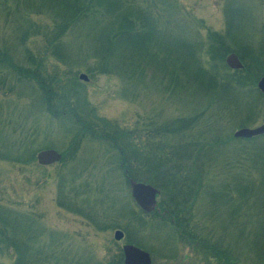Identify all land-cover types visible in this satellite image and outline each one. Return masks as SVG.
Masks as SVG:
<instances>
[{
    "label": "rangeland",
    "instance_id": "rangeland-1",
    "mask_svg": "<svg viewBox=\"0 0 264 264\" xmlns=\"http://www.w3.org/2000/svg\"><path fill=\"white\" fill-rule=\"evenodd\" d=\"M97 1L80 14L77 0H0V263L123 264L115 230L130 224L157 255L171 224L147 213L141 223L133 178L158 189L161 207L181 203L180 218L196 187L230 257L264 264V136H234L264 123V0H119V11ZM127 12L152 28L156 59L131 61L135 42L133 55L126 41L107 51ZM231 52L249 72H231ZM213 73L229 84L220 93ZM46 148L62 159L41 164Z\"/></svg>",
    "mask_w": 264,
    "mask_h": 264
},
{
    "label": "flooded vegetation",
    "instance_id": "flooded-vegetation-1",
    "mask_svg": "<svg viewBox=\"0 0 264 264\" xmlns=\"http://www.w3.org/2000/svg\"><path fill=\"white\" fill-rule=\"evenodd\" d=\"M190 188L191 187H189V190ZM195 188L196 187H192L191 193L190 195H188L190 206L188 208L189 213L187 214V218H180L183 213L181 215L179 212L185 209L180 206L181 203L178 204L179 209H177V205H175L174 209L169 208L170 206L164 208L161 207L158 200L155 209L148 212L146 209L142 208L133 197L134 202L137 204L136 206H138L141 213L139 218L141 223H144L148 220L146 218L148 216L147 214H155L157 216V218H155V221L159 219L160 222H164L168 225L170 222L172 228L171 234L174 236V238L166 244L163 243L162 239H156L155 244L158 247L162 246V248H160L157 253L155 252V254L157 255L154 256L152 254V251L150 252L149 249L134 243L135 240L136 242L138 240L132 237L129 232L131 224L127 226L126 230L116 229L115 234L117 230H121L123 232V236L122 238L118 239L115 235V238L117 240L126 239V242L123 245V264H127V255L125 252L126 245H134L147 252L149 254L150 260L147 262V259H144V262L146 264H165V261H163V259L170 261V264H183V261L186 257L191 258L189 261L190 264H240V262L237 260V257L235 259H233L232 256L230 257L229 249L226 245V237L222 239L221 233L219 238L215 239L212 236V228L207 223V212L204 211V209L202 210V208L200 207L201 204L196 205L200 200V196L192 191V189ZM180 189L185 190V187L180 186ZM160 194L157 197H159ZM180 200V198L177 199V201ZM164 215H168L169 217L165 218ZM200 227H203V229L200 230ZM228 242L229 241L227 240V243ZM163 246L166 247L165 250H163ZM236 252H238V250H236ZM176 260H178V262H176Z\"/></svg>",
    "mask_w": 264,
    "mask_h": 264
},
{
    "label": "trees",
    "instance_id": "trees-1",
    "mask_svg": "<svg viewBox=\"0 0 264 264\" xmlns=\"http://www.w3.org/2000/svg\"><path fill=\"white\" fill-rule=\"evenodd\" d=\"M68 1H70V0H68ZM77 1L79 2L78 10L80 11L79 12L80 14H82V10L84 9V7H86L90 3L94 2V0H89V2H88V0H77ZM98 1L97 2L100 3V4H106L109 7V10L110 9H114V10L119 11V6H118L119 5V2H118L119 0H98ZM128 16L130 17V14L127 12L126 15H125L126 19H128ZM131 20H132V17H130V21H128V22L130 23V22L133 21V20L132 21ZM151 30H152V28L148 27V26H141V27L136 28V26H134L133 22H132V24H129V26H122V23H121L119 28H113L112 30L110 29V31L107 33V38L109 39V43H110L109 47H107V51L111 52L117 46L116 44H118L119 41H123V42L126 41V44H127L126 46L130 50V53L132 55L135 54V52H137V51L139 52V54H136L137 56H131L130 57L131 61H136L139 58L140 59L149 58V59L154 60V59L157 58V56H156L155 53H150L149 45H148V44L154 42L153 41L154 35L151 32ZM134 42L135 43H140V45L138 44V49L135 52L132 53L131 52V51H133L132 47H134V46H129V44H132ZM171 49H174V47L170 46L169 49H166V50H169L168 53H167V51H165V54H167L168 57L163 59L164 62L161 63V66L164 67L165 64L167 63V61L170 59V57H171L170 54H172V52H173V50H171ZM180 58H182V57H180ZM178 60H179V58H178ZM181 60H179V61H181ZM183 63L181 62V66H180L179 69L170 68L171 77L175 78V77L179 76L178 73H180L181 70L183 69ZM189 64L192 65L190 61L186 62V66H188ZM216 67H217V65H216ZM164 68L167 69L166 67H164ZM228 69H230V68H228ZM175 71H177V73H175ZM234 71H236L238 73H244L245 72V74H246V72H249L246 69V65H245L244 69L231 70V72H234ZM211 75H213V77H211L212 81H213L212 82L213 83V91L218 89L219 93H220V91H221L220 89L229 86L228 83L224 82V80H223L224 77L223 76L218 75V73H213ZM173 82H174V79H173L172 83ZM233 86L234 87H238V89H240L239 92H235L239 96H246L248 92H253V91L259 92L256 89V87L255 88H251V86H249V85H247L245 87H242L240 85H233ZM45 90L47 91V94L45 95V100L49 103V98H48L49 89L45 88ZM259 93H261V92H259ZM89 129H90V127H89ZM90 131L93 132L91 129H90ZM263 136L264 135L258 136V137H254V138H250V139H257V138H260V137L262 138ZM250 139H248V140H250ZM35 154L36 153H34V157H36ZM21 256L23 257V255H21ZM0 264H4V263H0Z\"/></svg>",
    "mask_w": 264,
    "mask_h": 264
},
{
    "label": "water",
    "instance_id": "water-1",
    "mask_svg": "<svg viewBox=\"0 0 264 264\" xmlns=\"http://www.w3.org/2000/svg\"><path fill=\"white\" fill-rule=\"evenodd\" d=\"M227 64L234 69H241L244 67L239 55L235 52H231L226 58ZM80 77L82 79L88 80L89 76L85 73H81ZM258 88L264 94V76L261 77L258 82ZM264 134V123L256 127H244L235 131V137L252 138ZM62 153L55 148L42 149L37 153L38 161L43 165H48L57 162L62 159ZM132 195L137 201V203L144 209L151 211L157 206V194L158 189L152 184H147L144 182L135 181L133 178L129 179ZM116 237L118 239L122 238L123 232L121 230L116 231ZM125 252L127 255V264H146L150 260L149 254L142 250L141 248L134 245H126Z\"/></svg>",
    "mask_w": 264,
    "mask_h": 264
}]
</instances>
